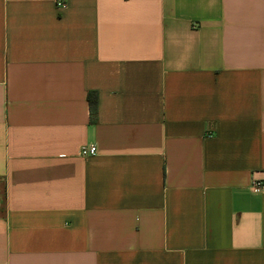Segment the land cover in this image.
Segmentation results:
<instances>
[{
  "label": "crops",
  "instance_id": "crops-1",
  "mask_svg": "<svg viewBox=\"0 0 264 264\" xmlns=\"http://www.w3.org/2000/svg\"><path fill=\"white\" fill-rule=\"evenodd\" d=\"M256 182L264 0H0V264H264Z\"/></svg>",
  "mask_w": 264,
  "mask_h": 264
},
{
  "label": "built area",
  "instance_id": "built-area-1",
  "mask_svg": "<svg viewBox=\"0 0 264 264\" xmlns=\"http://www.w3.org/2000/svg\"><path fill=\"white\" fill-rule=\"evenodd\" d=\"M61 6V3L59 4ZM80 155L82 157H93L97 155V147L95 145H86L83 146L80 150ZM256 191L261 190L264 187L263 182H256L255 183Z\"/></svg>",
  "mask_w": 264,
  "mask_h": 264
},
{
  "label": "trees",
  "instance_id": "trees-1",
  "mask_svg": "<svg viewBox=\"0 0 264 264\" xmlns=\"http://www.w3.org/2000/svg\"><path fill=\"white\" fill-rule=\"evenodd\" d=\"M91 117H95L98 111V96L96 92H89L87 95Z\"/></svg>",
  "mask_w": 264,
  "mask_h": 264
}]
</instances>
